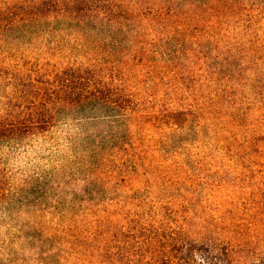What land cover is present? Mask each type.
Here are the masks:
<instances>
[{
  "label": "trees",
  "instance_id": "1",
  "mask_svg": "<svg viewBox=\"0 0 264 264\" xmlns=\"http://www.w3.org/2000/svg\"><path fill=\"white\" fill-rule=\"evenodd\" d=\"M256 12L264 13V0H19L0 7V18L12 16L0 20V31L43 27L51 43L46 59L0 64V147L54 144L58 132L72 128L47 170L28 175L13 195L0 193L7 214L29 209L33 221L17 223L20 236L0 252V264L25 251L30 264L46 262L45 206L55 221H67L72 206L91 200L107 175L134 173L140 158L160 145L146 130L190 132L197 118L191 79L199 55L211 59L210 34L227 26V50L219 55L248 72L264 50L246 26ZM162 73L182 85L176 98L189 107L158 112L160 103L150 107L131 88L160 87ZM253 76L264 81L263 72Z\"/></svg>",
  "mask_w": 264,
  "mask_h": 264
},
{
  "label": "rangeland",
  "instance_id": "2",
  "mask_svg": "<svg viewBox=\"0 0 264 264\" xmlns=\"http://www.w3.org/2000/svg\"><path fill=\"white\" fill-rule=\"evenodd\" d=\"M17 3L0 0V7ZM246 19L264 49V13ZM227 29L210 34V61L197 59L194 128L185 134L166 126L146 130V138L160 145L131 175H107L91 200L72 206L67 221H55L45 206L49 219L40 233L49 256L40 264H264V89L257 90L264 81L253 76L264 73V50L248 72L231 68L219 55L227 50ZM16 31H0V64L14 68L49 57L47 28ZM160 76V87L131 88L150 107L160 103L158 112L189 107L176 98L182 85L167 73ZM71 131L58 132L54 144L0 147V193L13 195L28 175L47 170ZM17 210L11 216L0 204V252L20 236L17 223L33 222L29 209ZM26 253L12 264H30L33 256Z\"/></svg>",
  "mask_w": 264,
  "mask_h": 264
}]
</instances>
